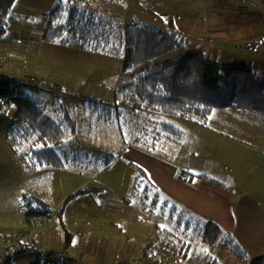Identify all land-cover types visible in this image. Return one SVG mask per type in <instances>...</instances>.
Segmentation results:
<instances>
[{"label":"rangeland","instance_id":"obj_1","mask_svg":"<svg viewBox=\"0 0 264 264\" xmlns=\"http://www.w3.org/2000/svg\"><path fill=\"white\" fill-rule=\"evenodd\" d=\"M85 7L95 10L102 29L113 32L124 30L132 21L165 28L173 21L177 32L187 41L188 51L199 48L207 60L227 66L251 65L257 78L264 80V5L258 0H88ZM15 18L23 20L20 16ZM122 49L119 44L108 46L106 52L114 55V62L110 61L109 65L103 51L92 52L94 56L89 59L69 56L58 61L65 66L66 70L62 71L65 77L75 72L84 82L86 79L97 82L104 79L106 81L97 85H108L106 89L113 95V89L121 84ZM22 50L19 47V57H13L19 72L11 74L12 79L30 73L29 68L34 64L30 57L32 50L24 51L26 57L21 55ZM47 66L49 70L61 72L58 65ZM108 70L111 72L107 78ZM112 73L117 74L115 78ZM38 82L44 89L23 85L26 96L32 98L33 92L54 89L40 79ZM48 101L59 105L51 97ZM11 110L8 115L0 117V233L15 235L24 239V243L29 241L37 251L16 256L11 263L3 264L250 263L227 250L225 241L215 247L202 242L198 223L190 224V228L185 224L184 207L177 203L181 197L168 194L177 199L174 203L166 190L171 186L170 178L173 166H176L181 174L189 169L195 174L204 173L222 179L237 191H246V180L251 178L252 169L245 164V152L231 141L258 145L254 138L257 133H248L244 127L248 122L264 121L263 113L248 109H220L214 111L206 125L178 121L176 126H180L169 131L161 126V117L170 118L168 116L147 111L154 117L148 119V125H140L146 111L126 107L117 109L115 106L94 108L86 102L70 112L76 122V133L70 131L65 114L59 115L66 138L58 153L86 155L101 149L118 157L99 172L88 163L81 166L69 164L62 169L50 166L31 169L22 159L31 146L14 139L19 138L16 134L15 137L12 132L8 134L13 124L14 110ZM47 117L48 113H45L44 118ZM147 130L153 132L147 133ZM153 185L158 189L154 190ZM85 189L100 194L76 196L65 206L63 220L67 229L76 234L72 248L67 249L64 245L59 220L55 219L46 227L26 226L25 194L39 197L53 213H57L65 200ZM179 218H184L180 225ZM156 225L184 240L179 243L191 245L186 259L180 252L159 246L153 247L151 255L145 254V249L155 239ZM242 243L250 258H256L254 255L258 249L252 248L250 242ZM42 249L47 250L46 254L41 253L44 252ZM40 254L44 255L42 259Z\"/></svg>","mask_w":264,"mask_h":264},{"label":"trees","instance_id":"obj_2","mask_svg":"<svg viewBox=\"0 0 264 264\" xmlns=\"http://www.w3.org/2000/svg\"><path fill=\"white\" fill-rule=\"evenodd\" d=\"M87 1L56 0L52 8L42 15L46 21L42 39L55 44H73L91 52L105 51L108 46L119 44L124 57L119 78L121 84L115 88L113 96L117 109L136 108L200 125H206L214 111L220 109H248L264 114V80L257 78L251 65L227 66L207 60L204 51L199 48L188 51L187 41L177 32L173 21L168 28L132 21L118 32L108 28L104 30L95 10L85 7ZM16 3L17 0H0V41L8 35ZM11 109L15 111L8 134L12 132L13 137L16 134L19 138L14 139L31 146L22 158L31 169L44 166L62 169L69 164L81 166L88 163L100 172L118 159L101 149L86 155L75 152L59 155L66 138L63 125L53 118H44L43 109L26 96L24 86L18 81L0 79V117L8 115ZM71 116L69 111L65 113L73 134L76 133V122ZM138 170L145 175L141 168L138 167ZM181 176L190 180L195 178L189 173ZM200 177L211 185L224 186L209 176ZM88 194L100 193L92 189L79 190L65 200L57 213H53L39 197L25 194L26 226L46 227L55 219L59 220L64 232V245L67 249L71 248L76 234L67 229L63 220L65 206L76 196ZM3 234L0 233V239ZM199 235L202 242L213 247L225 241L227 250L233 255L240 260L248 259L236 239L226 235L214 222L204 223ZM178 241L184 240L166 228L155 226V239L145 249V254L151 255L153 247L159 246L180 252L186 259L191 245ZM34 251L37 248L33 243L17 242L5 250L0 264L11 263L16 256ZM42 254L40 258L44 256ZM249 262L264 264V255Z\"/></svg>","mask_w":264,"mask_h":264},{"label":"crops","instance_id":"obj_3","mask_svg":"<svg viewBox=\"0 0 264 264\" xmlns=\"http://www.w3.org/2000/svg\"><path fill=\"white\" fill-rule=\"evenodd\" d=\"M258 1L264 5V0ZM55 2L56 0H17V3L13 7V10L16 12L13 13L14 16L8 35L5 39L0 41V68L2 70H0V73H2L7 79L11 78V74L15 72L18 74L19 70L17 71L14 66L16 64V60L13 57L16 59L19 57V47L23 49L21 51V55L25 57L26 54L24 51L28 52L32 50L33 53L30 57L32 58V63L34 64L31 63L32 65L29 68L31 72L14 80L20 81V79L25 76L28 77L35 75L43 84L46 83L53 86L54 89L38 90L42 93L33 92L32 98L29 97L43 109L44 116L45 113H48V117L59 122V115L61 113L65 114L67 111L72 113V110H77L79 105L84 106L86 102H88L89 106L94 108H97V106L104 108L109 106L114 107V93L113 95L109 93L110 91L106 89L108 85H97L98 83L106 80L103 79L97 82V80L91 81L86 79L84 82L81 76L75 72L66 74L70 75L68 78L65 77V74L62 72L66 69L65 66L58 61L59 58L63 59L64 57L68 58L69 56H75L77 58L81 56L82 58V56H84L86 59H89V57L94 56L91 51L83 50L73 44H55L42 39V31L46 24L42 15L43 13L49 11ZM16 16H20L23 20H16ZM106 51L107 49L103 52L106 54V58L108 59L107 65H109L110 61H112V63L114 62V59L112 58L114 55L112 53H107ZM97 53L98 52H96V54ZM42 54H45L44 57H42ZM104 56L105 55H103V57ZM121 56L122 59L120 61V65L122 66L124 57L123 49ZM6 57L7 59H5ZM47 64H53L55 66L58 65L61 72L49 70ZM110 72L111 71L108 70L107 78L110 77ZM115 75L117 74L112 73V77L114 76L115 78ZM111 89L112 87L109 88V90ZM114 90L115 89H113V92ZM43 93H45V95ZM88 93H90V95ZM110 94L111 96L109 97ZM48 97L57 100L59 105L50 103L48 101ZM90 98L92 100H89ZM128 109L134 111L136 108ZM46 110L48 111L46 112ZM151 117L154 116L149 112H145L144 121H141L142 123H140V125H148L147 121ZM161 119H163L161 120V126L165 127V129L169 131H172L174 128L180 126H176L178 121H186L177 118H163V116ZM191 123L193 125L196 124L193 122ZM256 127L259 129L257 132L254 130ZM244 130L254 135L257 133L254 138L258 144L255 145L252 144V142L247 141L246 143H243L234 139L231 141L236 145V147L245 152L243 154L244 158L247 159L245 164L252 169L251 178H247L246 180V191H242V189L237 191L233 189L231 185L230 187L232 188H230L222 179L215 178L204 173L195 174L189 169L185 171V173H189L195 176V178L192 180L185 176V178H183L181 176L182 174L177 171L178 167L173 166L174 171L170 178L171 186L167 187L168 190H166V193L167 196L168 194H175V196L181 197L179 202H177V199L174 200L175 198L168 196V198H170L174 203L177 202L179 205L184 207L183 214L187 218V220L185 218V224L187 227H191L192 224L198 223L197 228L201 229L204 223L208 221L214 222L222 228L226 235L234 237L241 247L243 245L242 242H250V246L252 248L258 249V252L254 255V257L257 258L260 257L258 255H264V121H257L256 123L248 122V124L244 127ZM148 132L153 131L147 130V133ZM134 142L136 141L134 140ZM137 145H140V143ZM143 145L145 146L146 143H143ZM44 167H37V169ZM201 175L214 178L224 186L218 187L211 185L202 179L200 177ZM153 188L154 190L158 189L155 185H153ZM240 192H245L246 195L241 194ZM185 209L187 211H185ZM181 219H178L179 225L181 224ZM242 248L244 249V247ZM42 250L44 251L42 253L46 254L47 250ZM244 250L246 251V249ZM247 256L248 260H254L250 258L248 253Z\"/></svg>","mask_w":264,"mask_h":264},{"label":"built area","instance_id":"obj_4","mask_svg":"<svg viewBox=\"0 0 264 264\" xmlns=\"http://www.w3.org/2000/svg\"><path fill=\"white\" fill-rule=\"evenodd\" d=\"M0 79H5V76L2 73H0ZM18 83L24 86H29V87L36 86L39 89H44L43 87H41V83L38 82V79L35 75L28 76L24 79H20ZM23 240L24 239H19L15 235H9L7 233L3 234L2 238L0 239V258L3 256L6 248L15 245V243L17 242H20V241L23 242Z\"/></svg>","mask_w":264,"mask_h":264}]
</instances>
